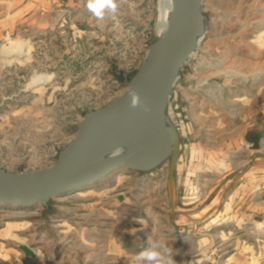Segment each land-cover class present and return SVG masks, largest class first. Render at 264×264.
Returning a JSON list of instances; mask_svg holds the SVG:
<instances>
[{"label":"rangeland","instance_id":"1","mask_svg":"<svg viewBox=\"0 0 264 264\" xmlns=\"http://www.w3.org/2000/svg\"><path fill=\"white\" fill-rule=\"evenodd\" d=\"M159 6L120 0L114 18L97 21L84 0H0L1 171L52 166L82 118L127 90L124 77L160 37ZM202 12L206 36L166 109L168 158L138 171L122 167L45 204L0 205V264H135L149 239L171 247L176 264H225L238 239L262 237V225L225 219L218 205L237 171L264 173V143L258 152L247 147L254 118L242 121L234 89L242 79L251 100L264 87V0H202ZM178 118L192 134L179 133L172 149ZM211 198L210 211L203 205Z\"/></svg>","mask_w":264,"mask_h":264},{"label":"water","instance_id":"2","mask_svg":"<svg viewBox=\"0 0 264 264\" xmlns=\"http://www.w3.org/2000/svg\"><path fill=\"white\" fill-rule=\"evenodd\" d=\"M204 23L207 24L202 12V0H176L167 36H160L152 43L141 67L131 77L127 90L104 108L82 118L75 139L60 151L57 162L52 166L14 175L2 171L0 205L33 207L45 204L56 197L101 181L122 167L132 171L143 168V158H136L126 149L119 148L98 167L89 163L117 139L129 121L140 112L151 115L160 132L163 131L164 120L169 123L166 115L168 102L182 68L190 64L191 57L197 51ZM171 131L175 137L174 149L180 137L176 128L172 127ZM245 140L249 149L257 152L261 150L264 123L248 130ZM168 156L169 154L163 160ZM176 159L175 154L172 168L176 165ZM94 170L95 175L89 177ZM193 214L189 216L194 217ZM19 249L27 257L36 256V252L26 244H20Z\"/></svg>","mask_w":264,"mask_h":264},{"label":"crops","instance_id":"3","mask_svg":"<svg viewBox=\"0 0 264 264\" xmlns=\"http://www.w3.org/2000/svg\"><path fill=\"white\" fill-rule=\"evenodd\" d=\"M234 89L237 91L238 114L244 118L242 121L247 123L249 116L254 118L251 128L263 124L264 105H259V101L264 99V87L257 91L256 96L254 95L251 100H248L246 94L243 93L242 79L235 82ZM239 103H241V107H239ZM177 130L181 135L192 134L189 123H184L181 118L177 120ZM250 170L237 171L234 175L237 176V180L230 176L224 187H221L218 205L219 216H225L227 219L233 215L236 219L240 217L242 221H252L262 225V237L252 240L238 239L234 251L225 257V264H264V173L257 176ZM232 182L235 183L232 185ZM212 202L211 198L203 205V208L213 210ZM199 216L200 214L197 217ZM2 230L0 227V245L2 244Z\"/></svg>","mask_w":264,"mask_h":264},{"label":"bare ground","instance_id":"4","mask_svg":"<svg viewBox=\"0 0 264 264\" xmlns=\"http://www.w3.org/2000/svg\"><path fill=\"white\" fill-rule=\"evenodd\" d=\"M159 5L157 29L161 37H166L173 21L176 0H159ZM207 30V24L204 23L200 34V42L205 38ZM131 120L118 138L114 139L106 149L90 161L91 166L98 167L118 148L126 149L129 154L136 158H143L142 167L152 166L164 159L163 157L171 150V144L168 143V137L166 136L169 123L164 120L163 131L160 132L153 117L149 114L140 112ZM1 173L0 170V175ZM95 173L94 170L88 176H94ZM193 215L198 216L199 213Z\"/></svg>","mask_w":264,"mask_h":264},{"label":"clouds","instance_id":"5","mask_svg":"<svg viewBox=\"0 0 264 264\" xmlns=\"http://www.w3.org/2000/svg\"><path fill=\"white\" fill-rule=\"evenodd\" d=\"M84 7L97 21H103L106 17L114 18L118 14L120 0H84ZM136 222L141 225L145 223L142 218H136ZM173 255L174 250L165 242L149 239L147 245L133 259L135 264H176Z\"/></svg>","mask_w":264,"mask_h":264},{"label":"built area","instance_id":"6","mask_svg":"<svg viewBox=\"0 0 264 264\" xmlns=\"http://www.w3.org/2000/svg\"><path fill=\"white\" fill-rule=\"evenodd\" d=\"M152 43H153V42H151L149 45H148V44L146 45V47H148V48L144 51V54L142 55L141 60H140V62H139V64H138V68L141 67V65H142V63H143V61H144L146 55L148 54V51H149V49H150ZM138 68H136L135 72L138 70ZM130 79H131V78H130ZM124 80H125L126 84L128 85V84H129V81H130L129 78H128V77H124ZM263 143H264V140H263L262 144H263ZM59 153H60V151L58 152L57 156L54 157V163L57 162V160H58V158H59ZM54 163H53V164H54Z\"/></svg>","mask_w":264,"mask_h":264}]
</instances>
